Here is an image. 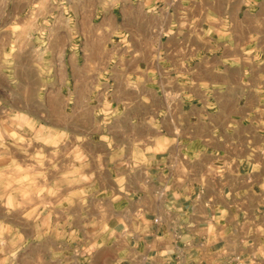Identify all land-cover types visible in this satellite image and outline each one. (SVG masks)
Returning a JSON list of instances; mask_svg holds the SVG:
<instances>
[{"label":"crops","instance_id":"1","mask_svg":"<svg viewBox=\"0 0 264 264\" xmlns=\"http://www.w3.org/2000/svg\"><path fill=\"white\" fill-rule=\"evenodd\" d=\"M164 5L115 0L102 22L111 46L100 53H164L166 35L185 30L181 22L127 13ZM115 67L124 72V87L141 86V93L110 96L135 105L93 140L97 164L82 181L95 190L78 191L75 206L49 210L24 240L15 234L0 264H264V112L245 109L256 96L224 95V81L197 83L191 65L176 68L188 80L173 78L188 93L166 96L164 68L150 79L134 75L150 70L142 64ZM150 86L156 89L147 93Z\"/></svg>","mask_w":264,"mask_h":264},{"label":"rangeland","instance_id":"2","mask_svg":"<svg viewBox=\"0 0 264 264\" xmlns=\"http://www.w3.org/2000/svg\"><path fill=\"white\" fill-rule=\"evenodd\" d=\"M114 2L0 0V252L11 251L15 234L24 240L29 225L49 210L75 206L78 191L95 190L82 181L97 164L93 140L135 105L110 96L141 93V86L124 87L117 64H142L150 70L134 75L150 79L157 66L164 68L166 96L188 93V85L176 87L173 80H188L176 68L191 65L197 83L224 81V95L256 96L245 109L264 112V0H165L148 12L128 7L130 15H160L185 28L180 36L166 35L164 53L144 55L100 53L111 46L102 26Z\"/></svg>","mask_w":264,"mask_h":264},{"label":"bare ground","instance_id":"3","mask_svg":"<svg viewBox=\"0 0 264 264\" xmlns=\"http://www.w3.org/2000/svg\"><path fill=\"white\" fill-rule=\"evenodd\" d=\"M77 86V85H76ZM77 88V87H76ZM78 89V88H77ZM76 91V90H75Z\"/></svg>","mask_w":264,"mask_h":264}]
</instances>
